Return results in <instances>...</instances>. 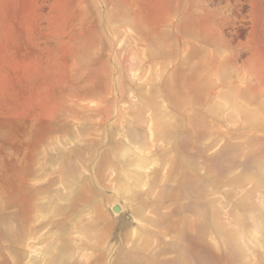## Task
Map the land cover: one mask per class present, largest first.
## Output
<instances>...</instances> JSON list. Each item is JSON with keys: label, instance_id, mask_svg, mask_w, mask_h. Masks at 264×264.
I'll return each instance as SVG.
<instances>
[{"label": "rangeland", "instance_id": "rangeland-1", "mask_svg": "<svg viewBox=\"0 0 264 264\" xmlns=\"http://www.w3.org/2000/svg\"><path fill=\"white\" fill-rule=\"evenodd\" d=\"M0 264H264V0H0Z\"/></svg>", "mask_w": 264, "mask_h": 264}]
</instances>
